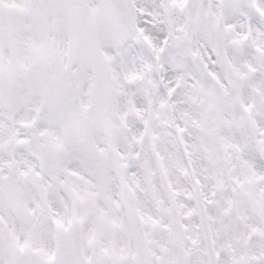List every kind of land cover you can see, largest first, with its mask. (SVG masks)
Listing matches in <instances>:
<instances>
[{
    "label": "snow or ice",
    "instance_id": "snow-or-ice-1",
    "mask_svg": "<svg viewBox=\"0 0 264 264\" xmlns=\"http://www.w3.org/2000/svg\"><path fill=\"white\" fill-rule=\"evenodd\" d=\"M0 264H264V0H0Z\"/></svg>",
    "mask_w": 264,
    "mask_h": 264
}]
</instances>
